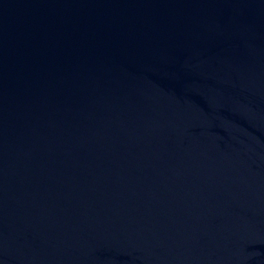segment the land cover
<instances>
[{"label":"water","instance_id":"obj_1","mask_svg":"<svg viewBox=\"0 0 264 264\" xmlns=\"http://www.w3.org/2000/svg\"><path fill=\"white\" fill-rule=\"evenodd\" d=\"M0 264H264V0H0Z\"/></svg>","mask_w":264,"mask_h":264}]
</instances>
